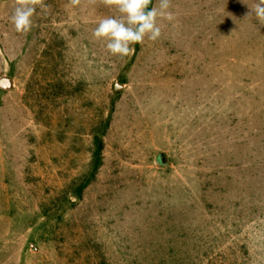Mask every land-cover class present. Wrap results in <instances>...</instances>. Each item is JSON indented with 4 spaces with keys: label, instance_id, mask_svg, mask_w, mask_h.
<instances>
[{
    "label": "rangeland",
    "instance_id": "obj_1",
    "mask_svg": "<svg viewBox=\"0 0 264 264\" xmlns=\"http://www.w3.org/2000/svg\"><path fill=\"white\" fill-rule=\"evenodd\" d=\"M257 2L172 0L119 57L101 0H45L27 34L0 0V264H264Z\"/></svg>",
    "mask_w": 264,
    "mask_h": 264
},
{
    "label": "clouds",
    "instance_id": "obj_2",
    "mask_svg": "<svg viewBox=\"0 0 264 264\" xmlns=\"http://www.w3.org/2000/svg\"><path fill=\"white\" fill-rule=\"evenodd\" d=\"M94 2V0H92ZM103 5L115 8L119 16H108L98 21L93 30L97 41H104L106 50L113 56L125 57L135 49L132 45L143 44L145 38L156 41L162 34L159 20L173 23L176 14L172 9V0H158L157 6H152L153 0H101ZM245 3V0H241ZM15 8L10 17L15 31L27 34L32 29L33 16L37 9H47L45 0H15ZM73 8L81 5V0H69ZM246 16L255 15L264 24V0H258ZM175 26V25H174Z\"/></svg>",
    "mask_w": 264,
    "mask_h": 264
}]
</instances>
